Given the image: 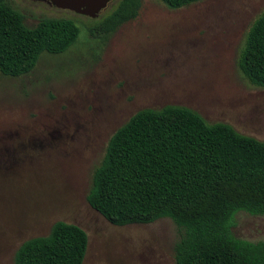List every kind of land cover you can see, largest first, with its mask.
Segmentation results:
<instances>
[{
  "label": "rangeland",
  "instance_id": "1",
  "mask_svg": "<svg viewBox=\"0 0 264 264\" xmlns=\"http://www.w3.org/2000/svg\"><path fill=\"white\" fill-rule=\"evenodd\" d=\"M29 27L45 17L80 28L70 51L44 53L21 78L0 79V264L46 236L59 221L89 236L84 264H175L181 230L168 218L118 227L87 201L111 136L143 109L190 108L207 122L231 125L264 141V89L240 72L237 59L264 0H205L171 10L145 0L139 17L107 41L91 19L39 0H8ZM233 234L264 242V216L236 214Z\"/></svg>",
  "mask_w": 264,
  "mask_h": 264
},
{
  "label": "trees",
  "instance_id": "2",
  "mask_svg": "<svg viewBox=\"0 0 264 264\" xmlns=\"http://www.w3.org/2000/svg\"><path fill=\"white\" fill-rule=\"evenodd\" d=\"M145 0H119L88 29L107 41L135 21ZM179 10L205 0H161ZM81 30L68 18L45 17L29 27L8 0H0V79L31 74L44 53L70 51ZM237 66L264 89V13L249 28ZM90 207L118 227L171 219L181 230L175 264H264V242L235 237L236 214L264 216V141L225 123L211 124L182 106L143 109L109 139L93 174ZM87 232L56 222L46 236L17 250L14 264H84Z\"/></svg>",
  "mask_w": 264,
  "mask_h": 264
},
{
  "label": "water",
  "instance_id": "3",
  "mask_svg": "<svg viewBox=\"0 0 264 264\" xmlns=\"http://www.w3.org/2000/svg\"><path fill=\"white\" fill-rule=\"evenodd\" d=\"M52 6L97 19L113 0H44Z\"/></svg>",
  "mask_w": 264,
  "mask_h": 264
},
{
  "label": "flooded vegetation",
  "instance_id": "4",
  "mask_svg": "<svg viewBox=\"0 0 264 264\" xmlns=\"http://www.w3.org/2000/svg\"><path fill=\"white\" fill-rule=\"evenodd\" d=\"M39 1H42V2H45V3L49 4L48 2H46V1H44V0H39ZM49 5H51V4H49Z\"/></svg>",
  "mask_w": 264,
  "mask_h": 264
}]
</instances>
